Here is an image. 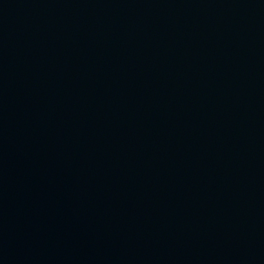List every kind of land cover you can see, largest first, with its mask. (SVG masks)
Returning a JSON list of instances; mask_svg holds the SVG:
<instances>
[{
	"label": "water",
	"instance_id": "1",
	"mask_svg": "<svg viewBox=\"0 0 264 264\" xmlns=\"http://www.w3.org/2000/svg\"><path fill=\"white\" fill-rule=\"evenodd\" d=\"M0 264H264V0H0Z\"/></svg>",
	"mask_w": 264,
	"mask_h": 264
}]
</instances>
